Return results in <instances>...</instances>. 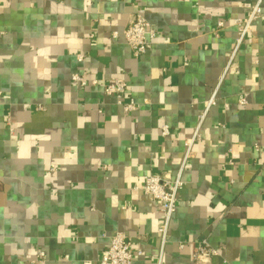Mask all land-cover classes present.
I'll return each mask as SVG.
<instances>
[{"label": "crops", "instance_id": "1", "mask_svg": "<svg viewBox=\"0 0 264 264\" xmlns=\"http://www.w3.org/2000/svg\"><path fill=\"white\" fill-rule=\"evenodd\" d=\"M256 1L0 0V264H97L118 231L133 264H264V0L232 56ZM137 12L156 30L138 57ZM116 78L135 110L104 93ZM197 128L163 242L135 187L175 176Z\"/></svg>", "mask_w": 264, "mask_h": 264}, {"label": "built area", "instance_id": "2", "mask_svg": "<svg viewBox=\"0 0 264 264\" xmlns=\"http://www.w3.org/2000/svg\"><path fill=\"white\" fill-rule=\"evenodd\" d=\"M247 12L245 17L235 19L237 25V38L236 45L233 50L232 56H234L236 50L242 44V42L249 36L252 31L253 24L256 20L263 16L262 0H257L255 3L244 4ZM224 21H219L218 26L222 27ZM114 36L118 37V33H114ZM126 43L131 48L134 56L138 57L148 52L152 47V42L156 37V30L151 23L137 12L129 21L128 26L122 33ZM78 59L83 60V56L79 55ZM72 80L79 86H86L89 83L93 85L99 84V80L94 79L91 81L86 80L83 72H77L72 75ZM127 83L122 78H116L103 84L104 93L107 95H113L117 98V101L123 107L124 111L131 112L137 108L136 102L133 99L125 100ZM215 102V93L209 100L207 107L209 108ZM241 103H244L242 100ZM204 115H202L203 119ZM170 128L168 125L162 127V134L168 135ZM199 138V128L194 133L186 138L185 153L180 165L179 170L175 176H160L155 174H147L144 176L142 184L136 186L137 190L142 191L145 194H149L155 201L158 202L162 221L159 225V231L162 236L163 242L166 241L169 226L172 216L178 205V198L180 191L184 185L183 172L188 160L192 156L193 146ZM207 240H202L195 246L194 259L205 258L210 253H216V249H208ZM133 251L132 240L124 232L114 233L107 248L102 253L97 264H133ZM86 264H92L86 262Z\"/></svg>", "mask_w": 264, "mask_h": 264}]
</instances>
